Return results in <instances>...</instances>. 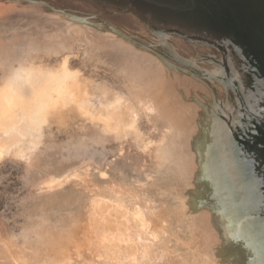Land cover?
<instances>
[{
  "label": "rangeland",
  "instance_id": "374dc122",
  "mask_svg": "<svg viewBox=\"0 0 264 264\" xmlns=\"http://www.w3.org/2000/svg\"><path fill=\"white\" fill-rule=\"evenodd\" d=\"M158 1L0 0V83L67 57L94 106H157L121 137L66 107L0 160V264H116L75 245L94 195L155 214L166 264H264V0Z\"/></svg>",
  "mask_w": 264,
  "mask_h": 264
},
{
  "label": "bare ground",
  "instance_id": "6f19581e",
  "mask_svg": "<svg viewBox=\"0 0 264 264\" xmlns=\"http://www.w3.org/2000/svg\"><path fill=\"white\" fill-rule=\"evenodd\" d=\"M26 65L24 64L15 67L11 74L8 77L6 76L7 78H4L5 80L0 83V160L7 155L24 158L31 151L35 150L40 143L41 136L43 135L44 125L50 121L51 116H58L66 107L74 108L84 119L97 124L103 133L112 134L117 137H121L128 132H133L137 135L139 134L136 130L138 118L140 119L141 117H139V103H142V107L149 111H157V106L152 99L153 95L152 97H147L146 95L141 97L138 96V100L135 102L136 100L132 101L128 96L125 99H123V96L116 94L112 97L108 96L107 94L110 93L108 92L106 98L103 101H100L98 106H94L90 101V96L92 94L89 93L90 89H86V87L80 83L78 71L71 69L68 66L67 57L62 58L56 66L30 67ZM161 77H163V75L157 78H160L161 81ZM162 82L164 83V81ZM164 86H166V83ZM150 90H152V88ZM156 90L157 93L160 92L158 89ZM152 92L154 94V91ZM146 94L148 95V93ZM154 95L157 96L159 94H156L155 92ZM107 96L110 98H107ZM160 97L157 98L160 99ZM168 100H166V102ZM170 103L171 100L169 101V104ZM162 107H165V109L167 108V106L163 105ZM69 112L71 113V111ZM146 112L147 111H145V113ZM67 113L65 117L67 116ZM65 117H60V120H62L61 122L64 123V121H66ZM150 142L148 141V143ZM151 144L153 143L151 142ZM94 196L95 197H93L90 202L91 208L90 210L88 209L89 213L86 214L87 220L85 229L79 224L84 230L81 229V231H83V238L79 243L76 242V248L83 246L87 251L113 259L116 264L167 263L169 249L165 247H156L158 244L156 238L160 233H164V231L154 223V219L156 218L155 214L147 212L143 208L136 207V204L130 207L126 202L121 200L108 203L106 200L104 201L103 199L96 197V195ZM216 202H218V200ZM61 249L60 262L69 260L70 255L68 249L66 247L64 250L63 247H61ZM90 259L93 261L92 259L94 258ZM185 261H187V259ZM44 263L45 262L42 264Z\"/></svg>",
  "mask_w": 264,
  "mask_h": 264
},
{
  "label": "water",
  "instance_id": "95a60500",
  "mask_svg": "<svg viewBox=\"0 0 264 264\" xmlns=\"http://www.w3.org/2000/svg\"><path fill=\"white\" fill-rule=\"evenodd\" d=\"M108 27H110L115 33H117V34H119V35H121L122 37H125V38H127V39H130V37L129 36H126L125 34H123L122 32H120V31H118V30H116L115 28H113L112 26H108ZM152 53H154V54H156L157 56H159L160 58H162V59H165L160 53H158V52H156V51H154L153 49H150L149 47H147ZM166 60V59H165ZM204 76H207V77H211V78H217L215 75H212V74H209V73H202ZM218 79V78H217ZM226 84L228 83L229 84V82L227 81V80H223Z\"/></svg>",
  "mask_w": 264,
  "mask_h": 264
},
{
  "label": "trees",
  "instance_id": "16d2710c",
  "mask_svg": "<svg viewBox=\"0 0 264 264\" xmlns=\"http://www.w3.org/2000/svg\"><path fill=\"white\" fill-rule=\"evenodd\" d=\"M233 1V0H232ZM231 11L233 10V9H235L236 10V12H240V10H239V7H237V6H235V4H233L232 6H231ZM247 20H249L248 18L245 20L247 23H248V21ZM237 21V23L238 22H241V23H243V20L240 18V16L237 14L236 15V17H235V22Z\"/></svg>",
  "mask_w": 264,
  "mask_h": 264
},
{
  "label": "crops",
  "instance_id": "0c3cea01",
  "mask_svg": "<svg viewBox=\"0 0 264 264\" xmlns=\"http://www.w3.org/2000/svg\"><path fill=\"white\" fill-rule=\"evenodd\" d=\"M165 1H167V0H164V1L160 0L158 2L164 6ZM160 4H158V6H160Z\"/></svg>",
  "mask_w": 264,
  "mask_h": 264
}]
</instances>
